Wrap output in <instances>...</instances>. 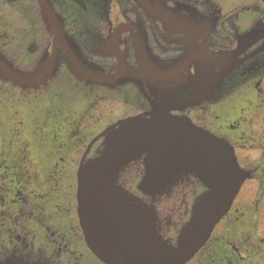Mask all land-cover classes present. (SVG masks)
I'll use <instances>...</instances> for the list:
<instances>
[{"label": "flooded vegetation", "instance_id": "af4514ba", "mask_svg": "<svg viewBox=\"0 0 264 264\" xmlns=\"http://www.w3.org/2000/svg\"><path fill=\"white\" fill-rule=\"evenodd\" d=\"M48 1L60 40L38 0H0V54L44 76L26 88L0 77V264H105L77 224L88 144L75 133L145 113L150 100L227 140L264 183V0ZM60 43L72 51L58 57ZM75 44L103 79L76 76ZM248 196L185 264H264Z\"/></svg>", "mask_w": 264, "mask_h": 264}, {"label": "water", "instance_id": "95a60500", "mask_svg": "<svg viewBox=\"0 0 264 264\" xmlns=\"http://www.w3.org/2000/svg\"><path fill=\"white\" fill-rule=\"evenodd\" d=\"M41 16L47 22L43 12ZM58 24L62 29L59 19ZM78 51L75 46V60L83 65L84 54ZM40 71L27 74L0 56V74L16 84L31 86L42 78ZM150 103L146 116L119 126L125 133L98 137L77 173V214L84 238L109 264H183L204 244L250 177L226 140L168 115L159 98ZM128 177H140L137 193L131 192ZM179 221L178 236L167 237Z\"/></svg>", "mask_w": 264, "mask_h": 264}, {"label": "rangeland", "instance_id": "374dc122", "mask_svg": "<svg viewBox=\"0 0 264 264\" xmlns=\"http://www.w3.org/2000/svg\"><path fill=\"white\" fill-rule=\"evenodd\" d=\"M244 155H248L247 152H244L243 153ZM255 189H256V181H248L246 182L237 198H236V202L237 203H242L244 202L245 198L246 197H249L248 195L249 194H252L254 196V192H255ZM252 199H250V201L248 202V204L250 206L253 205V203L251 202ZM257 234L260 236V237H264V197L263 199L261 200L260 204L258 205L257 207Z\"/></svg>", "mask_w": 264, "mask_h": 264}]
</instances>
